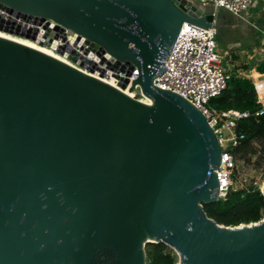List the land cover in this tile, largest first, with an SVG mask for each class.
I'll return each instance as SVG.
<instances>
[{"label": "water", "instance_id": "water-1", "mask_svg": "<svg viewBox=\"0 0 264 264\" xmlns=\"http://www.w3.org/2000/svg\"><path fill=\"white\" fill-rule=\"evenodd\" d=\"M0 3L135 66L149 101L0 37V264H145V244L159 241L175 264H264V218L228 226L203 211L221 170L205 116L153 84L182 23L217 31L219 11L197 0Z\"/></svg>", "mask_w": 264, "mask_h": 264}, {"label": "built area", "instance_id": "built-area-1", "mask_svg": "<svg viewBox=\"0 0 264 264\" xmlns=\"http://www.w3.org/2000/svg\"><path fill=\"white\" fill-rule=\"evenodd\" d=\"M198 2L210 4L214 12L224 9L241 16L256 0H198ZM0 26L35 32L37 43L40 40L43 46L50 48L54 44L53 50L60 49L61 54L67 53L73 57L74 59H70L71 63L85 73L108 77L117 84H122L123 80L127 79L125 87L132 92V98L144 96L137 83L132 85L137 77L135 66L128 73V65L123 62L117 64L108 51L99 44L48 17L42 20L40 17H29L0 3ZM216 33L213 27L207 30L184 21L168 59L164 60L166 70L158 79H153V84L179 94L205 116L220 147L221 170L218 172L217 198H223L229 189L234 188L232 184L236 162L231 150L244 139V134L236 130L237 123L252 114L255 116L264 114V92L261 95L260 84L255 83L259 106L254 112L237 109L217 110L209 105V100L220 94L230 77L222 66V56L217 51Z\"/></svg>", "mask_w": 264, "mask_h": 264}, {"label": "trees", "instance_id": "trees-1", "mask_svg": "<svg viewBox=\"0 0 264 264\" xmlns=\"http://www.w3.org/2000/svg\"><path fill=\"white\" fill-rule=\"evenodd\" d=\"M254 73L250 79L232 74L220 94L209 100V105L217 110L237 109L254 112L259 106L255 83L260 84L259 93L263 95L264 92V60L255 67ZM236 130L244 134V139L238 146L232 148L234 158L244 159L248 154H253L256 151L254 142L261 144L264 151V114L260 116L252 114L239 120ZM203 211L208 217L223 225L235 226L257 222L264 217V195L257 185L231 188L223 198L203 204ZM144 251L145 264L177 262L173 250L164 242H147Z\"/></svg>", "mask_w": 264, "mask_h": 264}, {"label": "rangeland", "instance_id": "rangeland-1", "mask_svg": "<svg viewBox=\"0 0 264 264\" xmlns=\"http://www.w3.org/2000/svg\"><path fill=\"white\" fill-rule=\"evenodd\" d=\"M256 2V7H253L256 10L251 15L242 14L243 18L234 21V26L223 23L217 30V51L222 56V66L230 76L236 73L240 77L249 76L250 79V75L255 74L253 67L264 60V0ZM254 146L256 151L253 154H248L244 159L235 158L236 176L232 184L235 189L252 184L262 190L264 151L258 142H254ZM171 249L178 262V255Z\"/></svg>", "mask_w": 264, "mask_h": 264}, {"label": "bare ground", "instance_id": "bare-ground-1", "mask_svg": "<svg viewBox=\"0 0 264 264\" xmlns=\"http://www.w3.org/2000/svg\"><path fill=\"white\" fill-rule=\"evenodd\" d=\"M0 37L13 41L19 45H22L28 49L34 50L36 52H39L41 54H44L50 58H53L75 70H78L80 72H82L83 74H87L89 76H92L94 78H97L98 80L113 86L114 88H116L117 90H119L120 92H122L123 94L129 96L130 98H132L133 94L132 92L126 88L125 86L123 87L121 84H117L115 82H113L110 78L108 77H102L98 74H94V73H85L84 71H82L81 69H79L78 67H76L73 63H71L70 59L72 60L73 57L69 56V55H65V54H61L60 49H57V51L53 50L52 48H54V44L52 45V47H46L43 45H39L37 42L35 41H31L29 39L26 38H22L13 34H10L8 32H4V31H0ZM137 100H139L140 102L144 103V104H149L148 99L145 96H142L140 98H138ZM262 187V191H264V180L263 183L261 185Z\"/></svg>", "mask_w": 264, "mask_h": 264}, {"label": "crops", "instance_id": "crops-1", "mask_svg": "<svg viewBox=\"0 0 264 264\" xmlns=\"http://www.w3.org/2000/svg\"><path fill=\"white\" fill-rule=\"evenodd\" d=\"M256 3L257 2H255L247 11L243 12L242 14L245 16L246 14L251 15V12L252 13L255 12L256 9L253 8V7L255 6ZM202 5L207 6L209 9L213 10V8H212V6L210 4H204L203 3ZM217 11L220 12V15H219V24L220 25L223 24V23H226V24L229 23V25L234 26V24H235L234 21H237L238 19L243 18L242 14H241V16H236V15H234V14H232V13H230V12L224 10V9H218ZM225 18L228 19V22L226 21ZM252 71L255 72V67H253ZM234 74H236V73H234ZM245 77L248 78L249 76H245ZM250 77H251V75H250Z\"/></svg>", "mask_w": 264, "mask_h": 264}]
</instances>
